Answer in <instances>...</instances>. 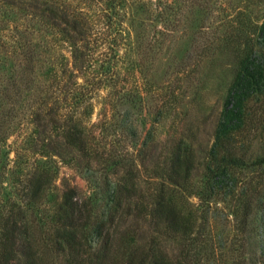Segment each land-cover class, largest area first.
<instances>
[{"label": "trees", "instance_id": "obj_1", "mask_svg": "<svg viewBox=\"0 0 264 264\" xmlns=\"http://www.w3.org/2000/svg\"><path fill=\"white\" fill-rule=\"evenodd\" d=\"M227 1L220 0V4ZM3 3L21 7L27 21L16 22L7 27V31H4L5 26L0 27V62L11 79L13 91H25L23 95L38 104L30 115L41 127L40 131L54 130L61 137L71 163L77 164L83 159L88 163L91 159L111 156L115 159L111 165L128 166L130 172L134 165V158L130 159L129 155L131 145L123 152V157H118L114 144L101 140L109 132L121 138L126 133V122L119 117L124 98L131 103L137 101L140 111L152 112L156 105L147 102L137 86L134 89L119 86L118 42L128 28L139 25L143 31L139 39L146 47L144 52L155 53L184 29L187 10L193 13L210 8L208 0H82L79 9L71 0H0V7ZM254 23L261 37L259 48L257 40H253L254 32L244 30L242 25H231L221 32L222 40L234 44L239 54L212 143L202 158L196 148L185 141L170 142L156 154L153 186H142L126 177L122 183L103 192L101 204L89 196L86 202L79 201L74 188L66 186L53 216L38 226L23 215L24 205L29 206L41 196L50 174L46 169L32 171L26 178L24 204L15 203L5 214L0 212V264H50L43 256L47 250L61 256L67 264H117L120 260H124V264H173L165 256L157 257L152 244L145 248L132 243L127 250L132 240L130 235L143 231L140 225L143 220L158 233L165 231L187 241L174 264H187L191 247L204 240L201 248L219 254L218 246L224 243L221 241L212 248L198 221L201 216L196 210L186 208V189L192 188L191 178L197 170L204 173L205 183L200 188L199 198L206 206L221 193L236 196L234 198L241 201V205L234 204L232 213L244 227L253 200L259 199L264 215L263 182L257 179L250 185L253 181L249 180L247 187H242L238 193L235 190L243 183L237 182L236 168L264 167V158L246 155L248 134L253 127L251 105L264 102V14L258 24ZM194 32L196 38L203 36L199 29ZM91 36L101 38L100 43L107 48L101 53L111 52L116 57H95V48L89 45ZM64 37L71 47L68 56L58 52L57 40ZM128 68L131 74L137 69L141 74L142 63L139 61ZM104 88L109 89L102 107L106 111L96 123L89 125L93 108L85 102L93 98L94 90ZM131 124L133 131H137L136 124ZM1 137L4 139L0 134V140ZM99 205L103 210L98 213ZM44 223L47 232L42 228ZM93 235L102 239L103 250L113 242L103 258L91 255ZM246 261L243 250H238L232 258L233 264Z\"/></svg>", "mask_w": 264, "mask_h": 264}, {"label": "rangeland", "instance_id": "obj_2", "mask_svg": "<svg viewBox=\"0 0 264 264\" xmlns=\"http://www.w3.org/2000/svg\"><path fill=\"white\" fill-rule=\"evenodd\" d=\"M71 2L76 9L82 6V0ZM208 2L210 8H202L193 13L188 9L184 29L176 33L177 38L166 43L155 53L144 52L146 47H143V42L139 39L140 33L143 32L139 25L134 24L128 28L118 42L119 55L116 56L119 58L117 62L120 67L119 86L129 89L137 86L143 91L145 100L156 105L152 112L140 111L141 107L137 101H134V105L124 98L119 117L126 122V133L121 138L109 132L101 140L109 145L113 143L117 148L118 157H123V152L131 145L128 152L130 159L134 158V165L130 172L128 166L111 165V161L115 159L109 155H106L108 158L91 159L88 163H85V159H81L77 164L71 163L69 152L65 151L61 137L54 130L40 131L41 127L34 123L30 112L36 109L38 104L23 95L25 91H13L11 79L0 62V134L4 136V139L1 137L0 140L1 213L5 214L15 203L24 204L26 178L34 170L46 169L50 174V181L44 184L45 189L41 196L31 201L29 206L24 205L23 215L38 226L53 216L55 205L66 186L74 188L79 201L86 202L89 196L99 204L103 202V192L111 190L117 183H122L126 177L136 180L142 186H153L156 179V154L159 149H166L170 142L175 143L179 139L185 141L196 148L197 155L202 158L212 143L214 128L220 118L239 54L234 44L225 42L226 39L222 40L221 32L232 27L231 25H242L244 30L250 29L254 32L253 40H257L259 48L261 37L258 25L254 26V22L258 24L264 14V0H228L226 4H220V0ZM15 12L19 14L16 15ZM24 13L21 7L3 3L0 7V27L5 26L4 31H7V27L18 22L24 24L27 21ZM198 29L203 36L196 38L194 31ZM66 38L57 40L60 46L58 52L68 56L71 47ZM100 40L101 38L91 36L89 42L90 47L95 48V57L107 59L109 56H115L111 52H100L107 49L102 46ZM139 61L142 63L141 74L138 69L135 74L128 72V67H134ZM7 63L10 64L9 59ZM108 91V88L94 90L93 98L85 102V105L90 104L93 108L89 125L103 117L106 111L102 108L103 101ZM250 109L253 127L251 126L248 134L249 147L246 155L249 158H264V102L252 103ZM131 123L136 124L137 131H133ZM144 141L146 144H143ZM40 150H43L42 153ZM153 150L155 151L152 152ZM74 155L77 154L74 152ZM201 171H194L191 178L193 186L186 189V208L196 210L201 216L198 221L205 232V239L212 244V248L221 244V241L224 246H218L222 251L219 254L201 248L205 240L194 248L190 246L186 263L233 264L232 258L237 255L238 250H243L247 261L242 264H264V215L259 199L253 200L247 216V226L244 227L236 221V216L232 213L234 204L241 205V201L239 203L234 198L236 196L217 193L209 206L199 198L200 188L205 183L204 173ZM235 175L237 182H243L235 189L236 193L240 192L242 187H247L249 180L253 181L250 185L257 179L264 185L262 166L239 167L236 168ZM241 199L243 200V197ZM101 210L103 207L99 205L98 213ZM46 223L41 225L47 232ZM140 225L143 231L130 235L132 240L129 243L126 241L127 250L131 249L132 243L145 248L152 244L153 253L157 257L165 256L174 264L180 256L182 245L187 241L165 231L158 233L147 220L141 221ZM92 238V257H102L113 247L111 242L107 245L108 249L103 250L102 239L96 235ZM43 256L50 264H67L61 256H55L49 250L45 251ZM117 262L125 263L124 260Z\"/></svg>", "mask_w": 264, "mask_h": 264}]
</instances>
